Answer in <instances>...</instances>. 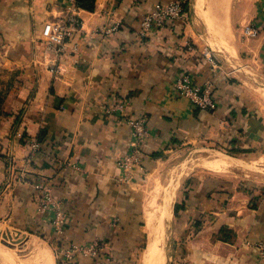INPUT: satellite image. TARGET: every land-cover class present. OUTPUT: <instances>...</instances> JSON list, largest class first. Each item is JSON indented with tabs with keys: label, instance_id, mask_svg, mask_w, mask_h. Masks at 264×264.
<instances>
[{
	"label": "crops",
	"instance_id": "obj_1",
	"mask_svg": "<svg viewBox=\"0 0 264 264\" xmlns=\"http://www.w3.org/2000/svg\"><path fill=\"white\" fill-rule=\"evenodd\" d=\"M71 1L0 0L8 93L0 113V230L26 234L22 249L0 243V264H8L5 255L23 264L38 249L58 264L48 240L50 212L38 209L33 182L48 183L62 203L65 240L104 239L114 264H141L145 202L155 194L167 211L169 264H262L256 243H264V184L235 180L204 160L202 171L184 166L193 152L215 153L207 162L221 157L248 166L264 155V0H183V19L146 35L139 32L142 15L173 0H95L92 11L77 7L81 28L58 59L42 29L63 18ZM249 24L257 35H244ZM204 48L219 67L211 69ZM183 73L197 84L211 81L216 108H197L177 94ZM123 98L129 116H145L149 130L141 166L126 184L116 162L131 128L105 110ZM33 138L40 149L30 159ZM19 174L25 182L16 181Z\"/></svg>",
	"mask_w": 264,
	"mask_h": 264
},
{
	"label": "built area",
	"instance_id": "obj_2",
	"mask_svg": "<svg viewBox=\"0 0 264 264\" xmlns=\"http://www.w3.org/2000/svg\"><path fill=\"white\" fill-rule=\"evenodd\" d=\"M76 9L75 0H72L63 18L55 22L48 21L43 26L42 39L45 45L53 50L58 59L64 54L69 40L81 28V20L76 14ZM185 12L186 8L183 0L156 2L150 10L142 15L139 32L141 35H146L156 29L164 28L169 23L183 19ZM259 30L257 26L249 24L243 32L244 35L255 36L259 33ZM187 49L194 50L195 47L191 43H187ZM200 53L211 69L219 67L220 60L211 48H204ZM59 69L57 65L56 70L59 71ZM212 85L211 81L202 84L195 83L189 73L179 75L174 82L177 94L187 98L195 107L200 109L217 107L218 103L212 94ZM127 104V100L123 98L110 103L105 108L107 113H115L126 119L131 128L128 150L116 162L120 170L118 180L125 184L134 180L136 168L141 166L142 146L149 136L146 117H130ZM28 146L30 153L28 157L31 159L40 149V144L37 139L33 138L29 141ZM16 181L25 182L24 174H19ZM33 186L38 209L50 212L48 223L51 228V236L48 237V240L53 246L60 264H83L80 262L79 256L89 257L92 264H114L109 244L104 239L96 238L87 242L65 240L63 233L68 224V215L62 203L53 195L52 188L48 183L33 182ZM13 233L16 236L11 233V239L15 240L19 234H17V231H13ZM3 238L6 242L12 241L7 232ZM256 247L259 250L262 264H264V243L258 242Z\"/></svg>",
	"mask_w": 264,
	"mask_h": 264
},
{
	"label": "bare ground",
	"instance_id": "obj_3",
	"mask_svg": "<svg viewBox=\"0 0 264 264\" xmlns=\"http://www.w3.org/2000/svg\"><path fill=\"white\" fill-rule=\"evenodd\" d=\"M203 160L206 162L205 165L208 168H210L211 170L213 169L214 171H218V172L219 171L220 172L225 171V170H227V169H229L235 165L232 162L227 161L226 159H223L221 157L212 158L208 162L205 159H203ZM207 160H208V157H207ZM258 162L264 163V155L258 159ZM255 163H256V161H255ZM164 217L167 218V211L165 209H164ZM163 221H164V219H163V213L161 210V206L157 204L156 199L153 196H150V198L147 199L145 202V227H146L145 229H146L147 234H148V239H147L146 248L142 254L141 264H166V259H165L166 248H165V246H164L165 250H163V241H164L163 229H162L163 228ZM37 248H39V247H37ZM48 252H49V250H48ZM35 254L36 255L32 256L30 260H29V258H27L26 261L23 260V264H52L50 257L48 256V254L45 251L38 249L37 253H35ZM4 260H7L6 262L8 264L14 263L13 258L10 256H5ZM15 260H16V258H15ZM20 261H22V260H20Z\"/></svg>",
	"mask_w": 264,
	"mask_h": 264
},
{
	"label": "rangeland",
	"instance_id": "obj_4",
	"mask_svg": "<svg viewBox=\"0 0 264 264\" xmlns=\"http://www.w3.org/2000/svg\"><path fill=\"white\" fill-rule=\"evenodd\" d=\"M6 76L4 75V73L2 72V66L0 65V113L3 112L4 110V104H5V99L7 98L6 95L8 93H4V81H5ZM237 152V151H236ZM215 156L216 154L215 153H212V152H206V151H203V152H193L191 153L190 155H188L186 158H187V161H186V164H185V168L187 170L188 173H191L192 171H196V170H199V171H202V168H201V161L205 158H207L208 156ZM184 157V156H182ZM181 157V158H182ZM185 158V157H184ZM209 158V157H208ZM245 160H248V157L247 158H244ZM184 160V159H183ZM254 161V162H253ZM253 161H250V165L251 166H248V163L247 164H236L234 165V168H231L230 170H227L225 172H221L222 174L226 175V176H229V177H232L233 179L235 180H244V181H247L246 179H252V180H256L260 183H263L264 184V165H259L255 160ZM256 161V163H255ZM253 165H252V164ZM165 190V191H164ZM163 188L161 189L160 192H163L164 191V195L167 194V188L164 189ZM162 194V193H161ZM155 199H156V194L155 195H152ZM160 201L162 199V197H159ZM161 210H162V207H161ZM163 213V212H162ZM164 215V213H163ZM166 233H165V236H166V243L163 241V247L165 246V248L167 247L166 249V264H169L170 263V259H171V248H170V242H171V237H170V231H169V226L166 224V229H165ZM12 234L13 231H8ZM7 232V233H8ZM6 233V230L3 229V230H0V243H2L3 245H6L4 241V234ZM25 233H21L19 235V238L21 239V242L20 243H15V244H12L10 247H15L17 250L19 249H22V245L25 243ZM14 236H16L14 234ZM16 239V238H15ZM8 243H13L12 241H9ZM8 246V245H6ZM163 250H165L163 248ZM55 252V250H54ZM5 256H9V255H5ZM11 257V256H10Z\"/></svg>",
	"mask_w": 264,
	"mask_h": 264
},
{
	"label": "trees",
	"instance_id": "obj_5",
	"mask_svg": "<svg viewBox=\"0 0 264 264\" xmlns=\"http://www.w3.org/2000/svg\"><path fill=\"white\" fill-rule=\"evenodd\" d=\"M75 4L78 8L92 11L95 6V0H75ZM185 4L186 3H184V6ZM175 209H177V206L175 207ZM58 264H60V261H58Z\"/></svg>",
	"mask_w": 264,
	"mask_h": 264
},
{
	"label": "water",
	"instance_id": "obj_6",
	"mask_svg": "<svg viewBox=\"0 0 264 264\" xmlns=\"http://www.w3.org/2000/svg\"><path fill=\"white\" fill-rule=\"evenodd\" d=\"M17 234H21V232L20 231H17ZM8 235H9V237H10V239H11V233L10 232H8ZM12 240V239H11ZM12 242L13 243H8V242H5V244L6 245H8V246H11L12 244H15V243H20L21 242V239L19 238V236L18 237H16V239L15 240H12Z\"/></svg>",
	"mask_w": 264,
	"mask_h": 264
}]
</instances>
